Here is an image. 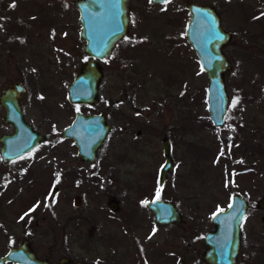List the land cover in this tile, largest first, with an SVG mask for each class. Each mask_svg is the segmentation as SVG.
Here are the masks:
<instances>
[{"label":"rangeland","instance_id":"374dc122","mask_svg":"<svg viewBox=\"0 0 264 264\" xmlns=\"http://www.w3.org/2000/svg\"><path fill=\"white\" fill-rule=\"evenodd\" d=\"M188 1L213 5L230 31L220 125L209 118L207 77L184 35ZM127 8V32L99 61L97 99L73 104L66 84L87 58L73 0H0V89L20 81L24 119L49 134L18 159H0V254L26 238L50 261L206 264L210 216L237 192L249 206L234 264H264L256 205L264 192V0H128ZM77 110L102 111L110 124L91 163L59 135ZM11 131L0 106V133ZM163 136L174 168L159 185ZM157 192L184 221L154 222L142 202Z\"/></svg>","mask_w":264,"mask_h":264},{"label":"water","instance_id":"95a60500","mask_svg":"<svg viewBox=\"0 0 264 264\" xmlns=\"http://www.w3.org/2000/svg\"><path fill=\"white\" fill-rule=\"evenodd\" d=\"M77 9V21L80 25L78 35L83 42L81 49L87 58L79 66L66 84V98L73 104H91L98 96L103 72L100 60L109 57L115 42L128 30V0H73ZM161 0H152L159 3ZM188 17L184 35L199 65L207 77L206 107L214 125L222 124L228 103L223 75L231 68V61L222 51L229 40L230 31L220 23L219 13L213 5L204 2L188 1ZM24 85L15 80L0 89V105L4 108L3 120L12 124V131L0 133V159L2 162L19 157L48 139L49 134L40 132L24 119L18 102ZM110 124L104 112H74L71 120L65 124L59 135L70 138L76 146L81 160L91 163L96 152L105 140ZM163 161L157 172V183L165 180L167 173L174 168L170 155V141L167 136L161 139ZM78 194L72 197L73 205H78ZM145 204L152 212L157 224L184 221L176 204L169 199L152 197ZM257 206L264 209V192L257 198ZM110 209L117 208L114 198L107 202ZM243 197L234 192L229 196L224 208L217 209L210 216L211 228L203 233L204 248L202 260L206 264H233L240 245V222L246 208ZM231 205V207H229ZM264 230V216L260 219ZM19 264H74L69 257L61 255L56 261L38 257L26 238L16 246H9L0 254V264L6 262Z\"/></svg>","mask_w":264,"mask_h":264},{"label":"flooded vegetation","instance_id":"af4514ba","mask_svg":"<svg viewBox=\"0 0 264 264\" xmlns=\"http://www.w3.org/2000/svg\"><path fill=\"white\" fill-rule=\"evenodd\" d=\"M15 81V80H14ZM12 83V82H11ZM9 85V84H8ZM7 86V85H6ZM20 96V95H19ZM18 102H19V97H18ZM20 104V103H19ZM1 106V105H0ZM20 107H21V105H20ZM3 108V107H2ZM3 115H4V108H3ZM29 152V151H28ZM25 153H27V152H24L22 155H20L19 157H21V156H23ZM19 157H16V158H14V159H11V160H7V161H5V162H9V161H13V160H16V159H18ZM241 195V194H240ZM242 196V195H241ZM243 197V196H242ZM243 199L246 201V208H245V210H244V213H243V216H242V218H241V221H242V219H243V217H244V215H245V212H246V210H247V208H248V206H249V203H248V201L243 197ZM256 202H257V200H256ZM108 205V204H107ZM256 205H257V203H256ZM258 207V206H257ZM258 208H260V207H258ZM261 209V208H260ZM262 210H264V209H262ZM262 216H264V215H261L260 216V218H259V225H260V219H261V217ZM260 227H261V225H260ZM261 231L262 232H264V230H263V228L261 227ZM203 237V236H202ZM202 240H203V238H202ZM240 241H241V222H240ZM239 250V249H238ZM237 256H238V253H237ZM236 260H237V257H236ZM236 260L234 261V263L236 262ZM8 262H11V261H8ZM8 262H6V263H8ZM5 263V264H6ZM14 263H16V262H14ZM233 263V264H234ZM244 264H247V262H246V260H245V262H244Z\"/></svg>","mask_w":264,"mask_h":264},{"label":"snow or ice","instance_id":"6c2138e0","mask_svg":"<svg viewBox=\"0 0 264 264\" xmlns=\"http://www.w3.org/2000/svg\"><path fill=\"white\" fill-rule=\"evenodd\" d=\"M149 2L151 3L152 2V0H149ZM161 2L162 3H164V4H168V3H170V0H161ZM14 6V5H13ZM261 15H264V13H262ZM238 101L237 100H234L233 101V105L235 106V104L237 103ZM139 114V113H138ZM156 198L157 199H159V192H157V194H156ZM142 203H147V201H144V202H142ZM229 207H231V205H229Z\"/></svg>","mask_w":264,"mask_h":264}]
</instances>
